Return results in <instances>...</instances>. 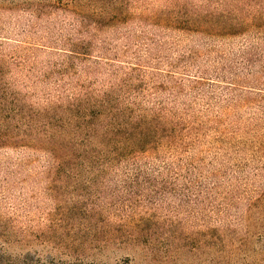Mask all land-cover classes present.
Returning a JSON list of instances; mask_svg holds the SVG:
<instances>
[{"label": "rangeland", "instance_id": "1", "mask_svg": "<svg viewBox=\"0 0 264 264\" xmlns=\"http://www.w3.org/2000/svg\"><path fill=\"white\" fill-rule=\"evenodd\" d=\"M0 20L13 38L28 25V15ZM171 38L162 59L195 53L198 61L188 60L195 71L225 67L226 80L250 73L249 79L254 74L264 83V54L251 68L237 61L246 45L242 37ZM17 41L0 43V89L10 83L6 104L39 107L60 59L30 49L31 61H17ZM222 84L216 98L192 101L187 92L172 101L178 109L187 105L206 117L218 115L224 124L212 123L199 144L169 161L58 175L44 152L0 148V264H264V209L252 204L264 191V97L240 91L227 97ZM145 98V105H155L166 94ZM246 100L255 104L243 105ZM24 122L21 114L0 115V129H25ZM118 226L136 227L142 241L122 242L127 238Z\"/></svg>", "mask_w": 264, "mask_h": 264}, {"label": "trees", "instance_id": "2", "mask_svg": "<svg viewBox=\"0 0 264 264\" xmlns=\"http://www.w3.org/2000/svg\"><path fill=\"white\" fill-rule=\"evenodd\" d=\"M5 15H28V25L15 38L0 29L3 45L26 35L17 41L15 60L31 61L32 49L60 61L39 107L6 104L10 83L0 89L1 117L15 113L26 121L25 129L1 127L0 148L44 152L49 170L58 175L108 174L135 170L141 161H169L199 144L212 123L224 124L218 115L206 117L187 105L178 109L172 101L179 95L190 92L192 101L216 98L224 83V96L234 98L240 91L264 97V83L254 74L249 79L250 73H239L230 81L225 67L195 71L188 62L198 61L195 53L162 59L161 51L169 37L179 42L242 37L246 45L237 61L242 69L251 68L264 54V45H257L264 41V0H0V16ZM21 51H27L24 57L17 56ZM151 92L166 98L145 105ZM9 104L13 108L7 109ZM255 203L264 209V191ZM118 227L127 238L122 242L142 236L136 227Z\"/></svg>", "mask_w": 264, "mask_h": 264}]
</instances>
